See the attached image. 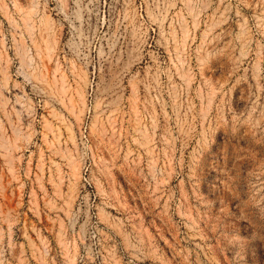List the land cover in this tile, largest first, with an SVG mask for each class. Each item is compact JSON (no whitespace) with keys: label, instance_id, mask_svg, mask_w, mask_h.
Here are the masks:
<instances>
[{"label":"rangeland","instance_id":"obj_1","mask_svg":"<svg viewBox=\"0 0 264 264\" xmlns=\"http://www.w3.org/2000/svg\"><path fill=\"white\" fill-rule=\"evenodd\" d=\"M0 264H264V0H0Z\"/></svg>","mask_w":264,"mask_h":264},{"label":"bare ground","instance_id":"obj_2","mask_svg":"<svg viewBox=\"0 0 264 264\" xmlns=\"http://www.w3.org/2000/svg\"><path fill=\"white\" fill-rule=\"evenodd\" d=\"M7 144V143H6Z\"/></svg>","mask_w":264,"mask_h":264}]
</instances>
